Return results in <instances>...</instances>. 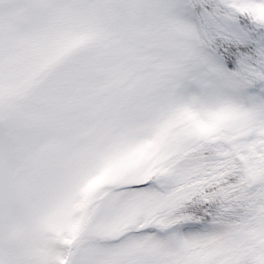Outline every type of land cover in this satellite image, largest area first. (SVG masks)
Returning <instances> with one entry per match:
<instances>
[{"label":"snow or ice","instance_id":"6c2138e0","mask_svg":"<svg viewBox=\"0 0 264 264\" xmlns=\"http://www.w3.org/2000/svg\"><path fill=\"white\" fill-rule=\"evenodd\" d=\"M0 264H264V0H0Z\"/></svg>","mask_w":264,"mask_h":264}]
</instances>
